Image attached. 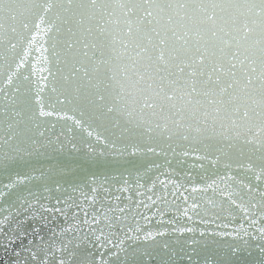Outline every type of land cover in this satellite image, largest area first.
Listing matches in <instances>:
<instances>
[{"label":"water","instance_id":"95a60500","mask_svg":"<svg viewBox=\"0 0 264 264\" xmlns=\"http://www.w3.org/2000/svg\"><path fill=\"white\" fill-rule=\"evenodd\" d=\"M147 8L148 0H0V183L25 173L33 179L24 191H41L43 173L63 186L61 199L94 195L74 209L89 219L118 218L125 205L131 216L149 196L162 211L187 196L202 217L240 219L237 205L264 194L259 29L238 25L229 43L161 45ZM137 73L142 93L129 88Z\"/></svg>","mask_w":264,"mask_h":264},{"label":"snow or ice","instance_id":"6c2138e0","mask_svg":"<svg viewBox=\"0 0 264 264\" xmlns=\"http://www.w3.org/2000/svg\"><path fill=\"white\" fill-rule=\"evenodd\" d=\"M145 16L159 26L153 34L161 45L169 39L185 46L208 39L229 43L225 38L242 25L246 33L259 29L264 51V0H148ZM136 75L129 88L142 93L137 85L143 76ZM125 99L133 108L138 103L127 90ZM32 179L15 173L0 183V264H264V194L237 205L240 219L233 212L202 217L187 196L182 207L167 211L149 196L136 202L131 216L125 205L118 218L93 212L89 219L87 211L74 209L90 205L94 195L81 192L82 204L71 196L61 199L54 193L63 186H49L43 173L42 190L25 192Z\"/></svg>","mask_w":264,"mask_h":264}]
</instances>
